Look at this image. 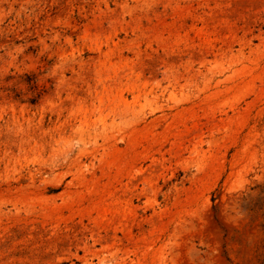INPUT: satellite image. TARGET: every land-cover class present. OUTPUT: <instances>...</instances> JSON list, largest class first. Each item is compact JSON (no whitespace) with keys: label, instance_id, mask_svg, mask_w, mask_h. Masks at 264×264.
Segmentation results:
<instances>
[{"label":"rangeland","instance_id":"1","mask_svg":"<svg viewBox=\"0 0 264 264\" xmlns=\"http://www.w3.org/2000/svg\"><path fill=\"white\" fill-rule=\"evenodd\" d=\"M0 264H264V0H0Z\"/></svg>","mask_w":264,"mask_h":264}]
</instances>
